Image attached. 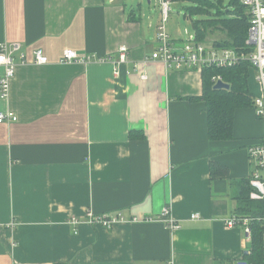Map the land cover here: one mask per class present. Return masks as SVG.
<instances>
[{
	"label": "crops",
	"instance_id": "obj_1",
	"mask_svg": "<svg viewBox=\"0 0 264 264\" xmlns=\"http://www.w3.org/2000/svg\"><path fill=\"white\" fill-rule=\"evenodd\" d=\"M158 22L124 0H0V44L26 55L15 56L8 99L0 89V113L17 118L0 124V264L245 262L250 241L225 220L237 207L232 183L253 171L248 150L263 141L264 119L238 109L233 140L210 141L206 104L191 100L203 94L202 71L148 61ZM168 32L180 47L178 30ZM224 39L216 29L205 42ZM123 46L129 61L118 67L107 58ZM38 49L48 64L34 63ZM66 50L88 58L62 62ZM3 74L0 66V82ZM248 84L257 96L256 78ZM213 162L229 176L213 178ZM87 213L139 222L71 224Z\"/></svg>",
	"mask_w": 264,
	"mask_h": 264
},
{
	"label": "built area",
	"instance_id": "obj_2",
	"mask_svg": "<svg viewBox=\"0 0 264 264\" xmlns=\"http://www.w3.org/2000/svg\"><path fill=\"white\" fill-rule=\"evenodd\" d=\"M160 9V21L157 26V50L150 56L148 61H159L167 69L175 70H204V68H233L240 63H247L249 66L250 77L254 76L259 85V94L253 99V108L260 119H264V0H241L247 9L249 16V30L246 47L249 51H236L229 48H217L213 43L200 41L194 32L187 33L184 38L179 32V41L181 46L171 38L167 23L170 20L173 0H155ZM19 55L21 63H26V55L22 52L20 44H0V66L4 68V74L0 82L1 97L8 99L10 95V85L16 74L15 56ZM34 63L36 65H45L49 63L48 57L41 49L33 52ZM88 57L79 55L76 51L66 50L63 53L62 62H82ZM113 60L115 65L120 67L129 61V49L123 46L117 52V58H107ZM119 74V71H116ZM146 80V76H143ZM214 86L223 81L221 77L213 79ZM16 116L8 112L0 113V124L4 122L16 121ZM249 160L253 165V171L250 175L251 199H264V139L260 144L251 147L248 150ZM169 210L165 209L163 213L164 222L172 231L179 230V224L169 218ZM192 219H200L199 214L192 215ZM149 221V220H148ZM251 218L232 215L225 220V225L230 229H241L247 239H251ZM71 224L78 226L83 223L89 225H100L107 230H113L116 225L121 223H136L139 219H126L121 213L93 215L87 213L82 219L73 218Z\"/></svg>",
	"mask_w": 264,
	"mask_h": 264
},
{
	"label": "trees",
	"instance_id": "obj_3",
	"mask_svg": "<svg viewBox=\"0 0 264 264\" xmlns=\"http://www.w3.org/2000/svg\"><path fill=\"white\" fill-rule=\"evenodd\" d=\"M179 0H173L176 2ZM194 5L189 8L192 17L207 16L195 21L192 28L200 41L205 42L207 36L216 29L226 33V39L215 42L217 48H229L236 51H249L246 47L249 30V16L241 0H188ZM188 12V11H187ZM187 15V14H186ZM203 94L199 99L206 104L208 138L212 142L230 141L234 137L235 113L238 109L253 107L254 96L249 90L250 71L247 63H240L233 68L209 67L202 70ZM221 77L223 82L231 86L230 90H215L213 79ZM134 140L144 135L131 132ZM211 176L228 177L227 167L213 162ZM234 198L237 207L233 215L251 218V239L249 254L244 260L248 264H264V199L252 200L250 179L235 181Z\"/></svg>",
	"mask_w": 264,
	"mask_h": 264
},
{
	"label": "rangeland",
	"instance_id": "obj_4",
	"mask_svg": "<svg viewBox=\"0 0 264 264\" xmlns=\"http://www.w3.org/2000/svg\"><path fill=\"white\" fill-rule=\"evenodd\" d=\"M230 0L225 1V5H229ZM124 2L128 5L129 9H136L137 12L147 14L148 16H152L153 20L157 23L160 18L159 7L156 5L155 0H151V3L148 0H124ZM194 5L191 1L188 0H179L173 2L171 5L172 12L170 16V20L167 23V29H176L178 32H181L184 38L187 37V33L193 34L194 30L192 28V20L196 21V17H192L189 13V8ZM140 9V10H139ZM188 11V12H187ZM187 14V15H186ZM159 23V22H158ZM218 38L221 35L217 34Z\"/></svg>",
	"mask_w": 264,
	"mask_h": 264
},
{
	"label": "water",
	"instance_id": "obj_5",
	"mask_svg": "<svg viewBox=\"0 0 264 264\" xmlns=\"http://www.w3.org/2000/svg\"><path fill=\"white\" fill-rule=\"evenodd\" d=\"M148 2L150 3V0H148ZM231 86L229 84H226L223 81H219L215 86L214 89L215 90H230ZM248 254V252H246V255ZM239 264H248L247 262H240Z\"/></svg>",
	"mask_w": 264,
	"mask_h": 264
}]
</instances>
